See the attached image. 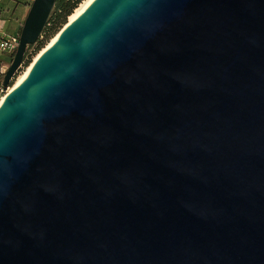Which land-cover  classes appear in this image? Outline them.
Here are the masks:
<instances>
[{
    "label": "water",
    "instance_id": "water-1",
    "mask_svg": "<svg viewBox=\"0 0 264 264\" xmlns=\"http://www.w3.org/2000/svg\"><path fill=\"white\" fill-rule=\"evenodd\" d=\"M56 2L31 3L5 90ZM0 264H264V0L68 21L0 104Z\"/></svg>",
    "mask_w": 264,
    "mask_h": 264
},
{
    "label": "rangeland",
    "instance_id": "rangeland-1",
    "mask_svg": "<svg viewBox=\"0 0 264 264\" xmlns=\"http://www.w3.org/2000/svg\"><path fill=\"white\" fill-rule=\"evenodd\" d=\"M31 3H27L24 0L18 1V2H8L7 4H5L2 8H0V17L3 20V26H8V31L12 32V30L15 28H17L21 25V23L25 20V16L28 12V8L30 7ZM55 13V9L53 10V13ZM68 18H67V22L65 24H63L62 26H60L59 29L55 30V32L53 33V36L48 40V42L45 44L46 45L52 40V38H54L57 33H59L63 27L68 23ZM44 37L40 38L39 41L43 40ZM33 50L34 48L29 47L27 54L25 56L24 59V63L22 65V67L19 69L18 73L16 74V76L14 77V79L12 80V82L10 83V87H13L16 82L18 81L19 77L27 70V68L34 62L35 58L37 57V55L42 51L40 50L39 52H37L36 54H33ZM31 54V55H30ZM7 55L4 54L3 52L0 51V57H6ZM29 56H31V61L26 64L29 59ZM3 81V79H2Z\"/></svg>",
    "mask_w": 264,
    "mask_h": 264
},
{
    "label": "trees",
    "instance_id": "trees-1",
    "mask_svg": "<svg viewBox=\"0 0 264 264\" xmlns=\"http://www.w3.org/2000/svg\"><path fill=\"white\" fill-rule=\"evenodd\" d=\"M83 1L84 0H57L55 8H54L55 13L51 15L50 20L48 22V25L45 28V30L41 36V38L44 37L43 40L38 41L35 45L31 46V48H34L32 55L36 54L37 52H39L40 50H42L45 47V44L53 36V33L55 32V30L59 29L60 26H62L63 24H65L67 22V18H69V16L72 15V13L75 11V9ZM26 16H27V14H26ZM24 21L18 27L17 35H19V36H20L21 30H22ZM6 55H7L6 57H2V58L0 57V82H2V83H3L2 79H3L4 75L1 74V67L3 66L4 63L11 62V60L13 58L12 54H10V55L6 54ZM27 61L28 62L26 64H28L31 61V56H29V59Z\"/></svg>",
    "mask_w": 264,
    "mask_h": 264
},
{
    "label": "built area",
    "instance_id": "built-area-1",
    "mask_svg": "<svg viewBox=\"0 0 264 264\" xmlns=\"http://www.w3.org/2000/svg\"><path fill=\"white\" fill-rule=\"evenodd\" d=\"M18 1H21V0H0V8H2L8 2L16 3ZM24 1H26L27 3L33 2V0H24ZM19 38L20 36L16 34H6V33L2 34L0 36V51L3 52L4 54L14 55L19 45ZM10 63L11 62L3 64V66L1 67V74L4 75L6 73L7 69L9 68ZM8 92H9V88L5 90L3 87V83L0 82V95L3 93L6 96Z\"/></svg>",
    "mask_w": 264,
    "mask_h": 264
},
{
    "label": "bare ground",
    "instance_id": "bare-ground-1",
    "mask_svg": "<svg viewBox=\"0 0 264 264\" xmlns=\"http://www.w3.org/2000/svg\"><path fill=\"white\" fill-rule=\"evenodd\" d=\"M93 0H84L76 9L75 11L72 13V15L69 16L68 20L72 21L75 18H77L92 2ZM59 33L52 38V40L46 45V47H44L42 49V51L37 55V57L35 58L34 62L41 56V54H43V52L53 43L55 42V40L57 39ZM33 62V63H34ZM32 63V64H33ZM32 64L27 68V70L19 77L18 81L16 82V84L13 87H9V91H11L19 82L22 81V79L26 76L27 72L29 71V69L31 68ZM5 99V96L1 98L0 100V104L1 102H3V100Z\"/></svg>",
    "mask_w": 264,
    "mask_h": 264
},
{
    "label": "crops",
    "instance_id": "crops-1",
    "mask_svg": "<svg viewBox=\"0 0 264 264\" xmlns=\"http://www.w3.org/2000/svg\"><path fill=\"white\" fill-rule=\"evenodd\" d=\"M0 36L4 33L6 34H16L17 35V28L14 27V29L12 30V32H9L7 29H8V26H3V20L0 18Z\"/></svg>",
    "mask_w": 264,
    "mask_h": 264
}]
</instances>
